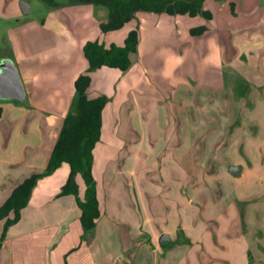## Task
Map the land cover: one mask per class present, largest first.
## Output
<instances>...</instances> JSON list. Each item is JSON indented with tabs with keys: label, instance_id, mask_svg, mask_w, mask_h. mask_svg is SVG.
I'll use <instances>...</instances> for the list:
<instances>
[{
	"label": "rangeland",
	"instance_id": "374dc122",
	"mask_svg": "<svg viewBox=\"0 0 264 264\" xmlns=\"http://www.w3.org/2000/svg\"><path fill=\"white\" fill-rule=\"evenodd\" d=\"M207 7L215 19L181 16L178 40L184 45L207 34L191 32L200 24L219 30L221 74L207 59L198 60L194 43L187 59L177 60L181 64L167 56L158 69L138 53L118 80H107L117 98L108 102L105 139L95 152L102 215L95 242L83 240L71 253L72 264H264V0H207ZM56 9L44 0H0V56L12 51L11 25L48 17L63 28ZM96 12L82 41L99 36L123 45L132 22L110 35L98 19L109 9ZM160 40L170 43L171 35ZM145 68L147 81L134 82ZM131 91L139 97H127ZM41 103L31 95L0 99V201L5 184L49 163L60 113ZM65 168L51 179L52 188ZM3 228L0 219V233ZM164 232L171 241H160ZM79 233L78 224L71 225L69 236ZM4 255L0 264H11Z\"/></svg>",
	"mask_w": 264,
	"mask_h": 264
},
{
	"label": "crops",
	"instance_id": "0c3cea01",
	"mask_svg": "<svg viewBox=\"0 0 264 264\" xmlns=\"http://www.w3.org/2000/svg\"><path fill=\"white\" fill-rule=\"evenodd\" d=\"M21 7L24 10L22 2ZM97 8V6L91 3L59 5L55 11L56 15H59L60 17H58L63 19L62 23L64 27L61 29L53 25L48 17L42 21L32 20L11 25L8 28L10 34V40L9 38L8 40L11 42L10 48L12 51L9 54L0 56V73L2 72L3 61L10 59L16 65L24 84L26 96L23 101L26 100L28 95H31L34 102L40 101L42 103L47 102L48 105L52 104V109L60 113V121L58 119L59 122H57L58 126L52 124V129L54 130L53 138L59 136L63 120L73 103L76 93V80L82 73L88 71L90 64L84 51L86 42L90 39H100L101 41H105L107 45L116 42L114 40L108 42L99 36L82 41L81 38L87 33L85 28L86 21L94 23V19H97L96 16H98L96 14ZM7 9H9L8 6ZM54 14L51 17H55ZM181 16L187 17L188 15H172L166 12L141 13L140 17L142 20L140 19V26H142V37L139 53H142L143 62L145 61L154 67L157 66L159 69L164 65L167 56H170L168 58L171 63L175 65L181 64L184 59H187L189 56L188 52L192 49L191 45L195 43L194 53L198 60L202 59L204 61V59H207L206 63L209 64L206 65L210 66V70H215V66H217V71L221 74V66L223 64L218 49L219 30L214 33V31H210L209 26L207 34L198 36L197 40L183 45L182 39L178 40L181 36L178 26L182 19ZM98 19L103 20V18ZM131 22L132 28H134L137 25L136 19ZM151 27L153 28L150 29ZM147 28L149 31H147ZM116 31L118 30L112 31L110 35H113V33L117 34ZM168 34L171 35L172 41L170 43L161 42L160 38ZM177 60H181V63H177ZM110 70L114 71L113 74L109 73ZM119 71L123 70L110 66H103L92 71V83L88 89L90 96L96 97L101 94H107L111 98L110 103L111 100L113 101L114 98H117L115 87L106 88V82L109 78H112L111 75L115 76L118 80L122 73ZM157 72L156 76L158 78L161 72ZM146 75L147 70L143 76H133L132 80L136 83L147 81ZM147 85L148 88L152 86L156 88L157 86L154 83ZM128 86L133 88L134 84L131 83ZM129 96L139 97V92L131 91L127 97ZM110 103L107 104L105 110ZM0 109H2V106ZM105 110L102 140L98 143L97 147L105 139L104 136L107 129ZM95 154L96 163L97 153ZM64 167H66V170L62 174V180L59 181L60 183L55 188H52L50 186L51 179H54L57 173ZM70 170V165L66 162L52 175L40 180L28 206L23 209L21 220L10 228L4 247L0 251V257L4 251L5 255L3 258L7 257L8 262H11V264H65L66 258L72 264L71 253L74 249L78 248L83 240H86L87 237L89 239L93 237L95 242L93 233H85L82 227L80 221L81 209L76 196L74 194L57 196L67 181ZM29 175H23L13 180L12 183L5 184L3 192H5L6 197L0 201V205L10 195L16 185ZM96 177L98 178L97 174ZM79 183L81 185V194L83 195L85 184L81 176L79 177ZM35 224L36 226H34ZM73 224H78L80 228L79 236H69L71 225ZM65 225L66 228L63 227ZM40 246L43 248L42 252L40 250L36 251L35 248ZM93 258L97 263L94 254Z\"/></svg>",
	"mask_w": 264,
	"mask_h": 264
},
{
	"label": "trees",
	"instance_id": "16d2710c",
	"mask_svg": "<svg viewBox=\"0 0 264 264\" xmlns=\"http://www.w3.org/2000/svg\"><path fill=\"white\" fill-rule=\"evenodd\" d=\"M44 1L51 5H60L56 0ZM71 3H91L97 7H107L109 15L100 22L104 32L122 29L127 23L139 18L143 12H166L207 19L216 17L215 12L207 7V0H71ZM208 29L207 24H200L192 27L191 32L199 35ZM141 37V26L138 23L129 31L123 45L116 42L107 45L100 39L86 42L84 51L90 65L88 71L76 80L73 103L63 120L46 169L25 177L0 205V219L4 220V228L0 234V251L10 228L21 220L23 209L28 206L40 180L52 175L66 162L70 165V174L57 196L74 194L81 209L80 221L85 233H92L96 229L102 208L95 174V150L102 140L104 110L111 98L107 94L90 96L88 89L92 83L91 72L103 66L128 70L139 53ZM80 176L85 184L83 195ZM65 264H70L67 258Z\"/></svg>",
	"mask_w": 264,
	"mask_h": 264
},
{
	"label": "water",
	"instance_id": "95a60500",
	"mask_svg": "<svg viewBox=\"0 0 264 264\" xmlns=\"http://www.w3.org/2000/svg\"><path fill=\"white\" fill-rule=\"evenodd\" d=\"M22 6L25 11L30 10V4L22 1ZM26 96L24 84L16 65L10 60L3 61L2 72L0 73V98H14L23 101ZM239 167L233 166L232 171H237ZM172 236L169 232H164L160 241H171Z\"/></svg>",
	"mask_w": 264,
	"mask_h": 264
}]
</instances>
